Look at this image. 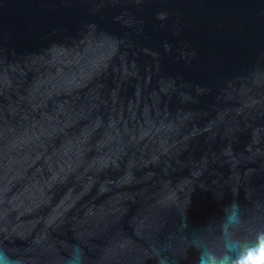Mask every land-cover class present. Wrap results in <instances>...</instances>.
I'll list each match as a JSON object with an SVG mask.
<instances>
[{"label":"water","instance_id":"95a60500","mask_svg":"<svg viewBox=\"0 0 264 264\" xmlns=\"http://www.w3.org/2000/svg\"><path fill=\"white\" fill-rule=\"evenodd\" d=\"M163 15L161 19L160 16ZM264 233V0H0V249L198 264ZM187 225V227L185 226Z\"/></svg>","mask_w":264,"mask_h":264},{"label":"clouds","instance_id":"9594fccd","mask_svg":"<svg viewBox=\"0 0 264 264\" xmlns=\"http://www.w3.org/2000/svg\"><path fill=\"white\" fill-rule=\"evenodd\" d=\"M160 18L162 19L163 15ZM238 213L239 205L237 204H232L226 210L225 222L222 226L223 253L216 255L206 246L201 245L198 264H264V233L257 236V242L253 245L248 241L233 238L228 231L229 226L239 224ZM155 253L160 257L159 264H168V259L161 255V250L157 249ZM0 264H19V261L13 260L3 249H0ZM68 264H84V254L81 248L72 247Z\"/></svg>","mask_w":264,"mask_h":264}]
</instances>
